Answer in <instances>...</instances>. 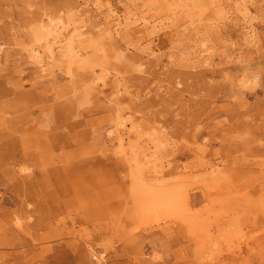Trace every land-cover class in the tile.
<instances>
[{
  "label": "rangeland",
  "instance_id": "1",
  "mask_svg": "<svg viewBox=\"0 0 264 264\" xmlns=\"http://www.w3.org/2000/svg\"><path fill=\"white\" fill-rule=\"evenodd\" d=\"M89 3L0 0V264H264V0Z\"/></svg>",
  "mask_w": 264,
  "mask_h": 264
},
{
  "label": "bare ground",
  "instance_id": "2",
  "mask_svg": "<svg viewBox=\"0 0 264 264\" xmlns=\"http://www.w3.org/2000/svg\"><path fill=\"white\" fill-rule=\"evenodd\" d=\"M78 3V7H81V4L83 5H89V0H75ZM196 1V0H195ZM200 6V4H199ZM203 8L202 11H197V13H193L192 18L194 19L196 16H201V15H205V16H210V13H200L203 11H206L208 9V4L206 3H202L201 4ZM82 11H79L80 14H85L86 12H88V9H81ZM100 14V13H99ZM98 14V15H99ZM192 14V13H190ZM104 19L103 22H105L106 24H109L113 27H115V29H119L122 28L123 25H125L126 27L129 26L130 24H126V19L129 18V16H125L122 17L121 14H119V12L115 9V8H111L110 7V11L109 13H107L105 16H102ZM71 25V22H69L68 20H66L65 18H63V16H59L58 18H51L49 17V20L47 21V23H43L41 25H39V27L36 30V41L38 43H47L49 41V45L44 48L43 45H37L35 47H33L30 50V57L34 59L35 63L38 64V66H40V68L42 70H45L46 68V64H47V59H50L51 56H53L55 54V50L56 47H60L62 45H64V49L67 50L68 55L74 56L75 58H77L80 53L81 50L77 49L76 46L73 45L75 38L73 36H71V34L69 33V27ZM147 25V21H143L142 22V26L138 29L139 31H141L142 29L146 28ZM85 26V25H84ZM84 26H82V28H84ZM144 27V28H143ZM83 33H80L78 36H81ZM70 75H72V72H69ZM116 133V139L119 143V148H118V153H123L125 152L127 149L126 147V136H128L129 134L133 133V134H137L140 137L146 136V145L148 146V148H155L158 144V139H157V135L155 132H145L142 133L140 130V126L135 124L134 121L131 118H123V119H119L117 121V123L115 124V128L111 131V134ZM140 143H133L130 144L129 143V149H137L139 147ZM154 153L157 152L156 149L153 150ZM152 191L149 189V193H151ZM148 193V192H147ZM163 197L166 196V192H163L162 194ZM178 199V197H177ZM176 197H174L173 199H170V203L171 204H175L177 201ZM164 203L161 202L158 205H163ZM188 218V217H187ZM191 221H193L191 218H188ZM219 239H209L208 243L211 246H215L216 248L221 247V242H219ZM212 242V243H210ZM203 241L201 242L202 245ZM233 244V242L231 243ZM229 244V245H231ZM234 247H236L237 245L233 244ZM239 245V244H238ZM208 250H205L204 254H211L213 252V247H207ZM204 250V249H203ZM92 256L94 258H98L99 260L103 259V256H98L97 254H95V252L92 254ZM213 258V257H212Z\"/></svg>",
  "mask_w": 264,
  "mask_h": 264
}]
</instances>
